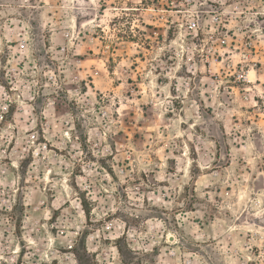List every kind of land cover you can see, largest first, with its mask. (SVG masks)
Masks as SVG:
<instances>
[{
	"label": "rangeland",
	"instance_id": "obj_1",
	"mask_svg": "<svg viewBox=\"0 0 264 264\" xmlns=\"http://www.w3.org/2000/svg\"><path fill=\"white\" fill-rule=\"evenodd\" d=\"M0 264H264V0H0Z\"/></svg>",
	"mask_w": 264,
	"mask_h": 264
},
{
	"label": "built area",
	"instance_id": "obj_2",
	"mask_svg": "<svg viewBox=\"0 0 264 264\" xmlns=\"http://www.w3.org/2000/svg\"><path fill=\"white\" fill-rule=\"evenodd\" d=\"M189 26L191 28H195L197 26V22L196 21H191Z\"/></svg>",
	"mask_w": 264,
	"mask_h": 264
}]
</instances>
